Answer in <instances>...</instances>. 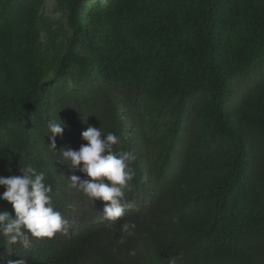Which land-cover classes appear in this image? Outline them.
<instances>
[{
	"label": "trees",
	"instance_id": "trees-1",
	"mask_svg": "<svg viewBox=\"0 0 264 264\" xmlns=\"http://www.w3.org/2000/svg\"><path fill=\"white\" fill-rule=\"evenodd\" d=\"M46 1L0 0V176L43 171L69 227L0 264H264V0ZM89 126L136 156L119 222L57 161Z\"/></svg>",
	"mask_w": 264,
	"mask_h": 264
},
{
	"label": "clouds",
	"instance_id": "clouds-1",
	"mask_svg": "<svg viewBox=\"0 0 264 264\" xmlns=\"http://www.w3.org/2000/svg\"><path fill=\"white\" fill-rule=\"evenodd\" d=\"M65 126L61 119L47 123L49 144L55 150V138L63 134ZM81 137L87 143L81 144L78 150L63 149L57 161L85 174V178L72 175L70 186L93 203L96 199L110 202L103 208V217L110 222H119L126 215L125 189L134 179L131 165L136 156L130 151H113V146L119 143V137L113 131L103 132L100 127L89 126L82 131ZM19 172L20 175L0 176V186L5 188L0 200L11 203L15 214L13 218L7 211L0 210V238L10 244L22 242L26 245L29 237L53 238L57 232L66 233L69 221L55 210L52 185L47 182L46 174L30 165H22ZM135 227L128 222L121 224L125 236L119 243L131 237ZM181 259L182 255L173 256L167 264H178ZM15 264L23 262L18 260Z\"/></svg>",
	"mask_w": 264,
	"mask_h": 264
},
{
	"label": "rangeland",
	"instance_id": "rangeland-1",
	"mask_svg": "<svg viewBox=\"0 0 264 264\" xmlns=\"http://www.w3.org/2000/svg\"><path fill=\"white\" fill-rule=\"evenodd\" d=\"M53 4V0H47L46 3H45V7H44V11L45 12H49L50 11V7L52 6ZM250 85L249 82L247 83H244V84H235V89L237 90L236 92V97L235 99H238L241 97L242 94H244V92L246 91L247 87Z\"/></svg>",
	"mask_w": 264,
	"mask_h": 264
}]
</instances>
